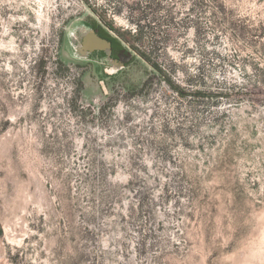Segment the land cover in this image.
<instances>
[{"label":"rangeland","instance_id":"rangeland-1","mask_svg":"<svg viewBox=\"0 0 264 264\" xmlns=\"http://www.w3.org/2000/svg\"><path fill=\"white\" fill-rule=\"evenodd\" d=\"M0 264H264V0H0Z\"/></svg>","mask_w":264,"mask_h":264},{"label":"trees","instance_id":"trees-1","mask_svg":"<svg viewBox=\"0 0 264 264\" xmlns=\"http://www.w3.org/2000/svg\"><path fill=\"white\" fill-rule=\"evenodd\" d=\"M96 32L97 34L103 36L104 38H107L110 41L111 46H112V55L115 58L122 59V54L130 55L132 53L131 49L138 50L134 42H132L128 38H125L123 34L122 35L120 34L121 35V38H120L118 36H113L112 34L102 32L99 29H96ZM141 54L146 58L148 57L145 52H141Z\"/></svg>","mask_w":264,"mask_h":264},{"label":"bare ground","instance_id":"bare-ground-1","mask_svg":"<svg viewBox=\"0 0 264 264\" xmlns=\"http://www.w3.org/2000/svg\"><path fill=\"white\" fill-rule=\"evenodd\" d=\"M85 41H83V46H78L77 50L79 54L82 52H87L91 49H105L109 42L107 40L100 37L95 31H87L84 37ZM82 55V54H81Z\"/></svg>","mask_w":264,"mask_h":264},{"label":"flooded vegetation","instance_id":"flooded-vegetation-1","mask_svg":"<svg viewBox=\"0 0 264 264\" xmlns=\"http://www.w3.org/2000/svg\"><path fill=\"white\" fill-rule=\"evenodd\" d=\"M103 39H104V38H103ZM105 40H106V39H105ZM107 42H109V41L107 40ZM105 49L110 50V44H108L107 47H106ZM87 52H88V51H87ZM87 52H86V53H85V52H82L81 54H82V55H86Z\"/></svg>","mask_w":264,"mask_h":264}]
</instances>
